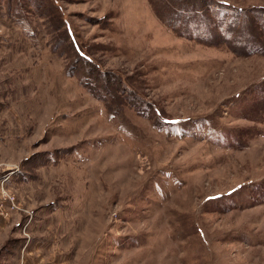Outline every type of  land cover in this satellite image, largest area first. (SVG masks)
I'll return each mask as SVG.
<instances>
[{
    "label": "rangeland",
    "instance_id": "rangeland-1",
    "mask_svg": "<svg viewBox=\"0 0 264 264\" xmlns=\"http://www.w3.org/2000/svg\"><path fill=\"white\" fill-rule=\"evenodd\" d=\"M259 41L264 0H0V264H264Z\"/></svg>",
    "mask_w": 264,
    "mask_h": 264
},
{
    "label": "built area",
    "instance_id": "built-area-1",
    "mask_svg": "<svg viewBox=\"0 0 264 264\" xmlns=\"http://www.w3.org/2000/svg\"><path fill=\"white\" fill-rule=\"evenodd\" d=\"M2 184L0 182V218L5 219V218H7L8 214H9L7 208L8 207L15 208V202H14V197L8 195L4 191V187L2 186Z\"/></svg>",
    "mask_w": 264,
    "mask_h": 264
},
{
    "label": "trees",
    "instance_id": "trees-1",
    "mask_svg": "<svg viewBox=\"0 0 264 264\" xmlns=\"http://www.w3.org/2000/svg\"><path fill=\"white\" fill-rule=\"evenodd\" d=\"M181 1H186V0H181ZM209 3H205V4H202V5H200V6H197L196 4H193L192 5V7H189V8H184V9H182L183 11H190V12H203V9L204 8H206V6L208 5ZM261 45H263L260 41L258 42V44H257V52L258 53H262V54H264V45H263V47H261ZM258 46L261 48H258ZM260 101H264V97L263 98H261V99H259V101L258 102H260Z\"/></svg>",
    "mask_w": 264,
    "mask_h": 264
}]
</instances>
